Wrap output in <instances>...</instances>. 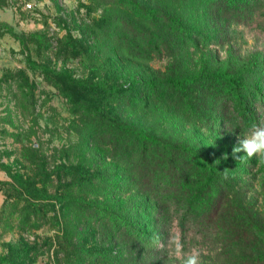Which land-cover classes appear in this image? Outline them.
I'll return each mask as SVG.
<instances>
[{
    "label": "rangeland",
    "instance_id": "1",
    "mask_svg": "<svg viewBox=\"0 0 264 264\" xmlns=\"http://www.w3.org/2000/svg\"><path fill=\"white\" fill-rule=\"evenodd\" d=\"M133 1L0 0V264L264 253V155H233L264 126V0H136L176 32ZM142 137L157 145L147 159ZM163 143L208 169L210 205L189 208L180 176L150 162Z\"/></svg>",
    "mask_w": 264,
    "mask_h": 264
},
{
    "label": "trees",
    "instance_id": "2",
    "mask_svg": "<svg viewBox=\"0 0 264 264\" xmlns=\"http://www.w3.org/2000/svg\"><path fill=\"white\" fill-rule=\"evenodd\" d=\"M231 1L233 2L232 4H234L233 10L237 11L239 9V5L235 4V1L239 2V0H231ZM133 6L134 8L139 9L140 11H143V13H145V15H147L149 19L153 21L154 25L158 29H161V28H160L159 23L156 21V19H161L164 26H166L170 31L176 32L179 29L184 28L183 26H180L179 23H177L178 21L173 20L166 13H163V12L159 13L156 10H151L148 8L142 9L136 0L133 1ZM133 30L138 31L137 28H133ZM221 78L229 86H233L237 88L244 86L243 82H241L236 76H229L226 74H222ZM119 129L121 132L127 135H130V136L136 135L138 133L135 127H132L131 125L127 123H123V122H120ZM141 139L142 140L140 141H142V144L145 145L142 147V154L144 155V158H146L145 156L149 154L150 149H152V147L154 148L157 146L156 141L149 137H142ZM163 144H164L163 146L164 154L163 153L160 155L154 154L149 159L150 162L151 163L156 162L159 165H164L165 168L161 169L159 173H166V174H169L170 176L175 175L176 177L180 176V182L175 183L173 181V182H170L169 184L171 185L172 188L176 187V185H179L178 189L181 192L187 193V196L183 195V199L184 197H187L184 200V202L188 203L189 208L194 207L195 204L196 205L204 204L205 206L210 205L211 201L209 200L210 199L209 193L211 190L210 184L212 182V178L208 176V180L205 183L201 182L203 177H205V175L209 173L208 169H205L204 166H201V165L199 166L196 156L191 152L189 148L185 147L184 145L170 144V143H163ZM175 155H181L182 157H186L190 159V161L189 162L186 161L187 163L182 165V167H180L181 165L175 166V167L172 166L173 162H170V165H169V157H171V159H173L175 163L176 157H177ZM166 164L168 166H165ZM155 169L156 167H150L145 172V175L149 173V176H150L153 170ZM203 196H205V198L202 199ZM202 200H204V202H202ZM177 204L178 205L183 204L182 200L178 202ZM83 207L85 209L92 208V206H90L89 204H85ZM105 208H108V207H105ZM113 215L114 213H112V216ZM181 219L183 221V225H185L186 219L184 218H181ZM260 243L264 244V242H260ZM232 251L236 253V255L232 256L233 260L231 264H264V253H257V254L247 253L241 248V246H239V248H236L235 246L232 249Z\"/></svg>",
    "mask_w": 264,
    "mask_h": 264
},
{
    "label": "clouds",
    "instance_id": "3",
    "mask_svg": "<svg viewBox=\"0 0 264 264\" xmlns=\"http://www.w3.org/2000/svg\"><path fill=\"white\" fill-rule=\"evenodd\" d=\"M245 152L248 158L264 155V126L253 125L249 132L239 140V146L234 147L233 155ZM237 159H243L236 157ZM181 264H200V253L193 249L181 257Z\"/></svg>",
    "mask_w": 264,
    "mask_h": 264
}]
</instances>
